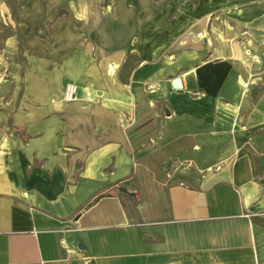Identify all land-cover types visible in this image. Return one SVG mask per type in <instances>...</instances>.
Returning <instances> with one entry per match:
<instances>
[{
    "label": "crops",
    "instance_id": "0c3cea01",
    "mask_svg": "<svg viewBox=\"0 0 264 264\" xmlns=\"http://www.w3.org/2000/svg\"><path fill=\"white\" fill-rule=\"evenodd\" d=\"M38 1L0 264H264V0Z\"/></svg>",
    "mask_w": 264,
    "mask_h": 264
},
{
    "label": "rangeland",
    "instance_id": "374dc122",
    "mask_svg": "<svg viewBox=\"0 0 264 264\" xmlns=\"http://www.w3.org/2000/svg\"><path fill=\"white\" fill-rule=\"evenodd\" d=\"M38 1V0H36ZM40 10L42 1H38ZM28 0H0V83H7V80H13L11 87L21 89L23 85L21 75L26 73L29 68V60L26 50L21 47V42L24 40V35H28L38 27V21L27 16ZM19 34V43L17 49H10V36L12 33ZM20 46V47H19ZM55 66L47 67V71H52ZM89 88L95 85L90 81H85ZM96 86V85H95ZM10 87V89H11ZM67 87V86H66ZM14 135L12 130H0V177L8 174L11 178L12 156L10 140ZM16 146L13 147L15 149Z\"/></svg>",
    "mask_w": 264,
    "mask_h": 264
},
{
    "label": "bare ground",
    "instance_id": "6f19581e",
    "mask_svg": "<svg viewBox=\"0 0 264 264\" xmlns=\"http://www.w3.org/2000/svg\"><path fill=\"white\" fill-rule=\"evenodd\" d=\"M198 37V36H197ZM199 39H201V36L198 37ZM75 88L74 85H68L67 90H65V95L64 98L66 100H71L73 97V89ZM1 183H0V190L2 191H7L10 190L9 186L7 185V183L5 181H3L2 179H0Z\"/></svg>",
    "mask_w": 264,
    "mask_h": 264
},
{
    "label": "water",
    "instance_id": "95a60500",
    "mask_svg": "<svg viewBox=\"0 0 264 264\" xmlns=\"http://www.w3.org/2000/svg\"><path fill=\"white\" fill-rule=\"evenodd\" d=\"M172 86L175 89H180L181 88V83H180V77H175L172 82H171ZM124 190V189H123ZM79 246H81V244L79 243Z\"/></svg>",
    "mask_w": 264,
    "mask_h": 264
},
{
    "label": "built area",
    "instance_id": "2783aa9c",
    "mask_svg": "<svg viewBox=\"0 0 264 264\" xmlns=\"http://www.w3.org/2000/svg\"><path fill=\"white\" fill-rule=\"evenodd\" d=\"M67 88H68V85H67V87H66V90H67ZM74 92H75V88L73 89V95H74ZM61 244H65V242H64V240H61Z\"/></svg>",
    "mask_w": 264,
    "mask_h": 264
}]
</instances>
